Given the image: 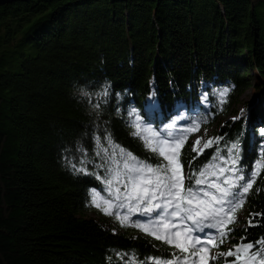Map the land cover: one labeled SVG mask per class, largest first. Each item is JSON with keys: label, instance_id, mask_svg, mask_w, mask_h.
Segmentation results:
<instances>
[{"label": "trees", "instance_id": "obj_1", "mask_svg": "<svg viewBox=\"0 0 264 264\" xmlns=\"http://www.w3.org/2000/svg\"><path fill=\"white\" fill-rule=\"evenodd\" d=\"M224 88L230 91L221 105ZM248 90L241 119L223 120L241 115L235 106ZM137 116L142 128L161 127L167 136L200 122L180 153L186 187L206 165L217 172L208 181L232 175L229 148L237 141V168L247 175L264 142V0H29L0 7V264H153L149 258L187 255L101 210L116 188L124 191L120 149L153 165L162 160L132 135ZM212 127L223 139L193 151L194 137ZM152 132L142 135L154 140ZM138 215L131 219H149ZM240 215L242 225L226 224L227 236L209 246L210 256L242 238L264 239V169ZM107 218L115 229L103 224Z\"/></svg>", "mask_w": 264, "mask_h": 264}, {"label": "snow or ice", "instance_id": "obj_2", "mask_svg": "<svg viewBox=\"0 0 264 264\" xmlns=\"http://www.w3.org/2000/svg\"><path fill=\"white\" fill-rule=\"evenodd\" d=\"M229 88H224L220 92V104L227 103ZM105 94H107L105 92ZM135 109L129 115L135 114ZM235 116V121L241 119L243 114ZM206 122V120L204 121ZM131 127L135 130L132 135L141 138L145 146L152 152L158 153L162 160L153 165L146 161H141L126 150L120 149L124 159V169L126 182L123 183L124 191L120 188L115 189V194L111 200L105 203L109 207L101 208L106 215H114L121 226L136 227L145 233L152 235L157 240H164L169 245H174L180 253L187 255L173 254L168 260L159 258H149L153 264H209V260L215 261L218 257H235L231 262L225 260L224 264H264V239L256 242H242L230 248L227 252H219L209 255V245L213 248L218 247L219 243L224 242L227 232L222 228L228 223L235 222V213L240 209L246 198V194L252 189L262 169H264V142L261 143L259 158L249 170L247 175L242 169L237 168L239 161V142L231 144L229 154L232 167L227 169L232 175L225 178L222 183H216L215 180L208 181V175L217 176V172H208L206 169L214 168L215 165H206L205 169L199 171V174L193 173L187 177L189 181L195 176L194 185L185 186V176L183 174V165L180 163V153L187 136L192 131H198L200 122H191V126L182 129L178 136H169L160 138L159 132H152L151 129L142 128L139 117L132 122ZM172 128V125L168 126ZM143 132H152V137L142 135ZM264 135V130H261ZM97 139H99L97 137ZM106 139L111 143V137ZM223 137L210 138L203 144L204 148H209L213 144H219ZM201 143L197 139L193 151ZM235 153V156L231 154ZM216 159V157H213ZM225 168L219 169L222 176ZM111 185L112 181L109 180ZM207 185V188L197 189L195 186ZM214 189L215 191H210ZM259 190V189H257ZM113 201H119V204ZM93 204L100 208L96 203V196H93ZM126 209V214L112 209ZM152 213H156V218H152ZM139 214L149 217L147 221L132 220L131 216ZM253 214H250V216ZM260 215V214H255ZM174 219L180 221L178 226L173 223ZM185 221L191 222V227L184 226ZM252 220L249 219V225ZM214 229L215 234L205 232V229ZM175 229V230H174ZM165 231L167 235H161ZM230 231V230H229ZM202 234V235H200ZM119 255V254H118ZM111 259V258H110Z\"/></svg>", "mask_w": 264, "mask_h": 264}, {"label": "rangeland", "instance_id": "obj_3", "mask_svg": "<svg viewBox=\"0 0 264 264\" xmlns=\"http://www.w3.org/2000/svg\"><path fill=\"white\" fill-rule=\"evenodd\" d=\"M252 99V94H251V91L248 90L240 99V102L238 103L237 106H235V112L239 113L241 111V109L244 108V103L250 101ZM202 106L206 109L208 108V103L206 102V99L204 97L203 99V103H202ZM154 107V106H152ZM237 116V114H229L228 117H226L225 119L223 120H229V119H232L233 117ZM185 119V114L184 112L180 113V116L178 117V120L179 121H183ZM216 131H217V128L216 127H212L210 129H205V130H202L199 132V134H197L193 141H192V145L195 146V142L197 141V139H200L201 143L199 146H196L197 147V152H199V149L200 148H203V144L205 143V141L209 140L210 138H214L215 137V134H216ZM158 132L160 133V138H168L169 136H175V133L172 132L169 134V136H167L165 134V132L163 131V129L160 127ZM180 135V134H178ZM184 174V173H183ZM185 176V174H184ZM138 216H141V215H138ZM88 218H96V219H100V217L94 215V214H88L87 215ZM244 215H240L237 219H235V222H237L238 224H240V226L242 225V222L244 221ZM144 220H147L146 218L142 217ZM106 222V224H104ZM173 223H176L178 226L180 225V221L178 219H174L173 220ZM103 224L107 227V228H110L112 227L113 229H115L117 226L112 222V220L110 219H105L103 220ZM184 226H188V227H191V222L190 221H185L184 222ZM175 230V229H174ZM160 234H164V235H167V233L165 231H161ZM201 235V234H200ZM210 246V245H209ZM208 246V247H209ZM197 264H199V261H197ZM210 264V262H209Z\"/></svg>", "mask_w": 264, "mask_h": 264}, {"label": "water", "instance_id": "obj_4", "mask_svg": "<svg viewBox=\"0 0 264 264\" xmlns=\"http://www.w3.org/2000/svg\"><path fill=\"white\" fill-rule=\"evenodd\" d=\"M27 1H29V0H0V7L8 5V4H13V3H16V2H27ZM114 1L127 2L129 0H114Z\"/></svg>", "mask_w": 264, "mask_h": 264}]
</instances>
